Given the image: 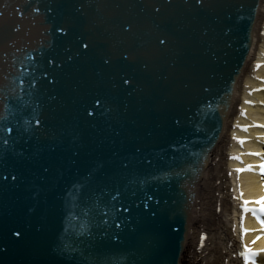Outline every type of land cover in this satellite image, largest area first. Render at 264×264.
Listing matches in <instances>:
<instances>
[{
    "label": "water",
    "instance_id": "obj_1",
    "mask_svg": "<svg viewBox=\"0 0 264 264\" xmlns=\"http://www.w3.org/2000/svg\"><path fill=\"white\" fill-rule=\"evenodd\" d=\"M257 5L0 0V264L175 263Z\"/></svg>",
    "mask_w": 264,
    "mask_h": 264
},
{
    "label": "bare ground",
    "instance_id": "obj_2",
    "mask_svg": "<svg viewBox=\"0 0 264 264\" xmlns=\"http://www.w3.org/2000/svg\"><path fill=\"white\" fill-rule=\"evenodd\" d=\"M262 32H264V0H258L252 22L248 57L236 77L226 106V117L221 126L213 124L212 143L204 158L186 167V169L191 166L196 167V171L184 195L185 203L190 191L192 192L190 213L187 218L189 227L188 231L183 233L182 249L174 264H236L237 262L233 257L240 248L237 243L240 244L241 232L239 220L235 216L236 198L239 193L243 198L261 195L260 179L243 170L244 165L237 163L234 158L238 155L242 162L247 163L252 161L248 158L247 151H254L253 148L257 146L261 148V140L256 139V136L261 134V130L255 126V123L264 125L262 124L264 118L261 117L264 113V92L260 90L264 86ZM245 125L247 132L240 131L239 128ZM241 140L242 143H239L238 141ZM175 192L176 190L174 194ZM179 194L181 195L182 192ZM249 228L256 227L251 225ZM253 236L246 235L244 243L251 245ZM254 248H264V239L254 245Z\"/></svg>",
    "mask_w": 264,
    "mask_h": 264
},
{
    "label": "snow or ice",
    "instance_id": "obj_3",
    "mask_svg": "<svg viewBox=\"0 0 264 264\" xmlns=\"http://www.w3.org/2000/svg\"><path fill=\"white\" fill-rule=\"evenodd\" d=\"M238 171H240V170H238ZM262 201H264V198H262ZM262 201H255V203H257V204H262ZM248 202H245V206H244V208H243V211L244 212H249V211H251V212H253V214L255 215V214H257V213H260L261 215H264V205H262V207L261 208H257V209H249V208H247V206H246V204H247ZM257 220H258V222H260L261 224H262V227H264V221H261L260 220V216H257ZM244 234V230L242 229V235ZM257 239H259V237H257ZM255 242V241H254ZM242 255H243V258H244V260H245V264H255V260H254V258H255V256L256 255H258L257 253H251V252H249L248 250H247V248H245L244 249V252L242 253Z\"/></svg>",
    "mask_w": 264,
    "mask_h": 264
}]
</instances>
